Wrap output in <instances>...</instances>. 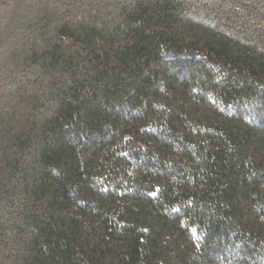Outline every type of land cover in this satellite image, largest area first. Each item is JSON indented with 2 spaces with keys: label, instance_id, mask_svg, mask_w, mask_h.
<instances>
[{
  "label": "trees",
  "instance_id": "trees-1",
  "mask_svg": "<svg viewBox=\"0 0 264 264\" xmlns=\"http://www.w3.org/2000/svg\"><path fill=\"white\" fill-rule=\"evenodd\" d=\"M0 264H264V0H0Z\"/></svg>",
  "mask_w": 264,
  "mask_h": 264
}]
</instances>
